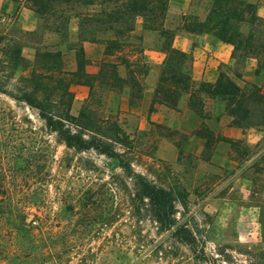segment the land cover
<instances>
[{
    "label": "rangeland",
    "instance_id": "1",
    "mask_svg": "<svg viewBox=\"0 0 264 264\" xmlns=\"http://www.w3.org/2000/svg\"><path fill=\"white\" fill-rule=\"evenodd\" d=\"M245 1L256 18H264V0ZM167 9L163 28L172 32L145 30L136 18L134 31H123L128 38L118 37L116 44L108 42L114 32L102 20L83 21L99 6L78 8L80 19L73 11L60 18L35 12L34 38L15 33L23 30L15 16L0 15V34H6L0 41V84L14 94L37 86L51 114L84 112L87 133L111 144L131 168L127 173L115 158L67 147L37 109L0 94V264H264L260 207L255 206L264 201V171L253 168L264 152L246 166L252 150L238 143L232 147L233 162L207 166L204 161L215 149L204 123L177 114L191 92L193 111L203 115L206 88L190 78L171 102L158 93L166 64L179 61L162 46L186 27H198V15L209 14L213 2L169 0ZM220 26L240 49L242 36L264 32L256 19L234 17ZM15 50L23 67L13 65ZM46 51L59 54L52 63H59L61 73L46 74ZM234 64L220 70L234 73L235 59ZM181 65L191 73L192 56ZM151 85L154 91L146 92ZM193 134L207 138L204 148ZM137 175L172 193L175 219L194 234L195 252L172 231L159 229Z\"/></svg>",
    "mask_w": 264,
    "mask_h": 264
},
{
    "label": "trees",
    "instance_id": "2",
    "mask_svg": "<svg viewBox=\"0 0 264 264\" xmlns=\"http://www.w3.org/2000/svg\"><path fill=\"white\" fill-rule=\"evenodd\" d=\"M30 2L31 9L36 12L41 18L44 16L60 18L63 14L69 11L74 12V16L79 19L82 17L81 12H76L80 7H93L99 6L100 10L95 12L94 10H88L85 13V22H89L96 17V20H102L103 23L108 25V30L114 32V38H109L108 42L116 44L118 37L121 41L126 40L128 36L124 35L123 31L133 32L134 27L132 22L136 18H141L143 21V28L151 31L160 32H172L169 29L163 28L165 18L167 15V6L169 0H27ZM213 2V10H210L207 19L204 23H199L198 27L194 26L186 27V32L196 33H210V30H215L220 40L229 43L233 46L232 57L237 61L239 66L235 70L234 74L236 78L241 77L242 69L245 61L249 58H254L258 62L259 71H264V32H248L246 36H242V40L245 41V47L239 48V45L235 40L229 36H225L222 32H227L220 26V23L227 25L229 18H238L240 22H249L258 20L261 26H264V18L258 17L252 13L251 4H246L245 0H211ZM241 2V3H240ZM77 7V9H76ZM241 7V8H240ZM234 15V16H233ZM245 15V16H244ZM224 19L214 21V17ZM201 27V30H200ZM204 28V29H203ZM106 29V30H107ZM90 30V29H89ZM221 32V33H220ZM22 37H35L34 31L15 32ZM213 34V33H211ZM15 36V35H14ZM239 37V36H238ZM6 38V34H0V41ZM42 41V40H41ZM91 42L92 40H88ZM163 50L168 51L170 54L177 56L179 61H176L174 65H168L163 70V73L167 77L161 81V86L158 93L163 94L164 102H171L176 93V89L184 91L187 82L190 81V74L182 69V61L189 57V54L181 52L173 48L172 41L165 43ZM82 50V48H81ZM15 58H13V65L15 67L21 66L24 58L19 57V51L13 52ZM59 57V54H54L51 51L43 53V58H46L48 66L45 67L46 74L61 73V68L58 64L52 62ZM12 56L9 57V60ZM180 63V64H179ZM181 68L177 67V65ZM80 63L78 69L80 70ZM36 76V70H33L30 78L27 79L32 82ZM137 83L136 80H133ZM62 84V83H59ZM70 82L64 84V88L69 87ZM202 87H205V92L212 98L219 99L225 103L227 114L233 118L234 125L240 128L255 127L261 129L264 126V93L261 88L255 84L245 83L244 86L238 84L235 79L229 75L228 71L223 72L219 70V75L214 84L201 83ZM61 87V86H59ZM58 87V88H59ZM57 88V87H56ZM38 87L33 86L20 92V94H14L9 91L7 87L0 84V94H4L12 98L16 102H25L32 108L39 111L41 118L45 121L46 126L55 132L58 137L69 148H74L78 152H84L88 150H94L100 154L106 155L110 158H115L119 161V165L127 173H131L130 163L128 158L115 150L108 142L98 139L95 136L88 134L90 131L88 125L83 123L84 112H81L78 117L70 115L69 111L64 116L51 114L46 110V104L43 103L37 92ZM171 99V100H170ZM191 100V99H190ZM192 108V104H190ZM202 117V115H201ZM264 133V130H263ZM210 135V134H209ZM242 141H230L231 147L236 146ZM238 154V153H237ZM264 161V155L259 158L253 168L254 172L264 171L262 165ZM252 167V166H251ZM250 167V168H251ZM139 180L138 184L142 189L146 197L150 200V204L153 208L154 219L159 225V229L162 232L172 231L173 237L179 242L189 246L191 250L196 251L197 241L186 224H178L175 219V199L172 193L163 187L156 186L155 184H149L141 176L137 175ZM254 185V178L250 180ZM255 206L260 207V224L261 235L264 240V201L263 204L257 203Z\"/></svg>",
    "mask_w": 264,
    "mask_h": 264
},
{
    "label": "crops",
    "instance_id": "3",
    "mask_svg": "<svg viewBox=\"0 0 264 264\" xmlns=\"http://www.w3.org/2000/svg\"><path fill=\"white\" fill-rule=\"evenodd\" d=\"M178 1L180 0H170L171 3ZM0 15L4 18L15 16V21L24 31H34L37 28L35 12L26 7L23 0H0ZM198 16L199 21L204 23L208 14L202 12ZM172 46L176 50L192 56V71L189 74L196 85L201 83L214 84L222 66L234 67L235 65L232 57L233 46L211 33L186 32L178 34L173 39ZM162 61L159 60L157 63L161 64ZM229 75L242 86L245 83L259 86L264 93V71H259L256 59L249 58L245 61L240 78H236L233 71ZM154 89L155 85H151L146 89V92L152 93ZM191 95V92L186 94V97L181 101V111H177V114H181L182 118L186 120L195 117L200 120V123L207 125L203 124L202 126L210 134L215 149L211 159L204 161L207 166H212V163L225 165L233 162L230 141H242L252 150L251 155L245 157L244 165L246 166L252 164L255 158L264 152V126L261 129L235 126L233 118L226 112L225 103L209 95L204 96L203 111L205 112L201 117L190 106ZM192 138H197L202 148L208 141L204 135L201 137V135L193 134ZM252 208L257 209V207Z\"/></svg>",
    "mask_w": 264,
    "mask_h": 264
}]
</instances>
